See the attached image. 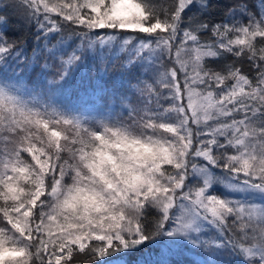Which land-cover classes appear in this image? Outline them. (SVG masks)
Returning <instances> with one entry per match:
<instances>
[{
	"label": "snow or ice",
	"instance_id": "1",
	"mask_svg": "<svg viewBox=\"0 0 264 264\" xmlns=\"http://www.w3.org/2000/svg\"><path fill=\"white\" fill-rule=\"evenodd\" d=\"M210 7L0 0V264H78L80 253L128 264L157 237L168 244L156 264L185 242L264 264V14L233 0L230 22H213ZM114 47L128 53L118 66L105 62ZM89 57L96 82L61 102ZM26 68L44 87L21 86Z\"/></svg>",
	"mask_w": 264,
	"mask_h": 264
},
{
	"label": "trees",
	"instance_id": "2",
	"mask_svg": "<svg viewBox=\"0 0 264 264\" xmlns=\"http://www.w3.org/2000/svg\"><path fill=\"white\" fill-rule=\"evenodd\" d=\"M153 3L161 9H167L172 6L173 0H153ZM233 0H210V10L205 13V18L212 20L213 22H218L222 20H228L230 22V18L225 17V11L231 7ZM248 6L253 13L264 14V3H260V0H248ZM200 18H204L202 15ZM247 23V19L244 20ZM18 34V33H17ZM25 38L27 39V46L29 52L33 48V36L30 30H24ZM64 36L68 42V44H73L75 38L71 37V34L65 31ZM200 39L203 43H207L209 45L213 44L218 38L214 36L210 31H202L200 32ZM262 41V38L257 37L255 40V44H257V48L264 46L259 44ZM128 55V53L118 51L116 53V47L113 48L112 51L106 54V61L110 62L114 65H119L122 62V58ZM259 55V53H257ZM237 60V67H240L243 71H248L250 64L248 61H244L240 63L239 61L242 58H232ZM91 57L85 60L83 65L78 66L75 71L72 73V76L69 81L64 86V89L58 96V99L61 101L63 98L64 102L66 101H76L80 100V98L84 95V92L81 90L83 88H87L90 84H94L96 82V78L99 76L98 72L92 71L91 68ZM98 64L102 62L97 61ZM23 68L24 66H20ZM116 69H113L115 71ZM19 71V69H17ZM37 70L26 68L24 71H19V76L22 78L20 80V84L23 88L28 90H38L41 87H44L42 83L38 81L36 72ZM254 72V70H253ZM135 103V100H134ZM127 119V117H125ZM179 202H174L173 209L170 211H175L176 205ZM178 210V209H177ZM176 210V211H177ZM153 212L158 216L159 213L153 209ZM155 216H150L148 219L150 221L155 220ZM96 243V242H94ZM168 244V238L157 237L151 242L148 243L147 247L141 245L137 251L132 252L127 255L128 264H139L142 260L143 264H156L158 259L160 258L161 249L166 247ZM186 250H192V253H188ZM123 255V253H116L114 256L108 257L109 262L114 259L116 256ZM170 259L173 261V264H176L177 261L182 262V264H187L188 261H193L194 264H211V262L215 260L219 261H228L229 264H243V262L236 261L235 257H227L222 256L220 258H216L213 254L209 252H205L199 248H193L192 245L184 250L181 256H172ZM78 264H94V262L88 257L86 253L78 254Z\"/></svg>",
	"mask_w": 264,
	"mask_h": 264
},
{
	"label": "rangeland",
	"instance_id": "3",
	"mask_svg": "<svg viewBox=\"0 0 264 264\" xmlns=\"http://www.w3.org/2000/svg\"><path fill=\"white\" fill-rule=\"evenodd\" d=\"M259 38H262V37H259ZM262 40H264V38H262ZM255 42V41H254ZM259 44H261V43H259ZM257 45V44H256ZM120 49H119V47H116V53L119 51ZM62 100H61V102H63V103H66V101L64 102V99L63 98H61ZM80 100H76V101H69V102H67L68 104H76V103H78ZM216 191H217V193L218 194H226V195H232V193H229V192H227L222 186H220V185H217L216 186ZM177 210V207L175 208V211ZM209 231V229H205V232H208ZM237 231H239V229L237 230ZM207 238V237H206ZM189 246V244H187L186 242H185V244H184V250L187 248ZM244 246L245 247H248L249 245H248V242H247V240H245V243H244ZM186 251H188V253L190 254V253H192V250H186ZM223 255H220V256H215L216 258H220V257H222Z\"/></svg>",
	"mask_w": 264,
	"mask_h": 264
}]
</instances>
